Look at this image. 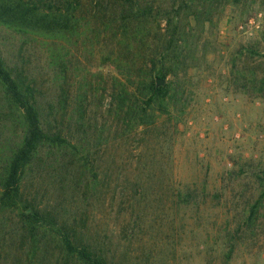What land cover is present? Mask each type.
<instances>
[{"label": "trees", "instance_id": "trees-1", "mask_svg": "<svg viewBox=\"0 0 264 264\" xmlns=\"http://www.w3.org/2000/svg\"><path fill=\"white\" fill-rule=\"evenodd\" d=\"M262 4L0 0V264H168V241L156 234L124 247L148 224L140 211L156 176L146 160L134 168L127 158L143 147L138 159H148L183 121L195 95L191 70L218 51L214 30L228 7L247 14ZM263 42L264 31L231 54L228 78L235 91L262 99ZM254 175L255 193L236 227L226 222L224 241L197 224L204 189L169 188V220L180 215L193 240L182 247L188 262L197 253L203 264H232L236 237L264 235V169ZM123 205L127 224L103 234L99 209Z\"/></svg>", "mask_w": 264, "mask_h": 264}, {"label": "rangeland", "instance_id": "rangeland-1", "mask_svg": "<svg viewBox=\"0 0 264 264\" xmlns=\"http://www.w3.org/2000/svg\"><path fill=\"white\" fill-rule=\"evenodd\" d=\"M263 31V4L255 5L247 14L228 7L214 30L218 51L211 53L200 69L191 70L195 95L183 121L166 131L165 140L161 138V146L149 151L148 159H138L143 147L134 150V157L127 158L133 161L134 168L138 161L146 160L155 166L156 174L148 206L140 211L148 224L139 228L138 239L132 244L124 240L127 249L139 248L141 240L156 234L159 244L168 241V264H203L197 253L190 263L184 258L182 247L193 240L183 233L180 215L174 222L169 220L173 209L168 190L180 184L204 189L205 215L197 224L219 230L218 241H224L227 221H232L233 229L236 227L235 216L255 193L254 171L264 169V99L245 95L229 85V60L241 44L261 39ZM260 46L264 49V42ZM100 69L113 70L111 66ZM126 208L123 205L121 211L117 206L99 209L95 223L103 234L108 232L112 237L113 229L121 230L127 224L122 216L130 213ZM168 220V229L163 231L161 227ZM260 233L256 239L236 237L232 264H264V235ZM119 261L116 262L120 264Z\"/></svg>", "mask_w": 264, "mask_h": 264}, {"label": "water", "instance_id": "water-1", "mask_svg": "<svg viewBox=\"0 0 264 264\" xmlns=\"http://www.w3.org/2000/svg\"><path fill=\"white\" fill-rule=\"evenodd\" d=\"M157 83H158L159 85L164 84V83H165V80L159 78V79L157 80Z\"/></svg>", "mask_w": 264, "mask_h": 264}]
</instances>
